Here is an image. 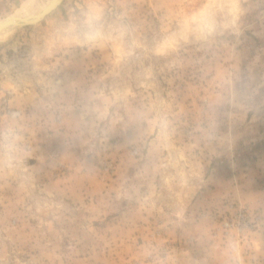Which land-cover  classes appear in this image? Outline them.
Listing matches in <instances>:
<instances>
[{
  "label": "rangeland",
  "instance_id": "374dc122",
  "mask_svg": "<svg viewBox=\"0 0 264 264\" xmlns=\"http://www.w3.org/2000/svg\"><path fill=\"white\" fill-rule=\"evenodd\" d=\"M0 264H264V0L0 30Z\"/></svg>",
  "mask_w": 264,
  "mask_h": 264
},
{
  "label": "water",
  "instance_id": "95a60500",
  "mask_svg": "<svg viewBox=\"0 0 264 264\" xmlns=\"http://www.w3.org/2000/svg\"><path fill=\"white\" fill-rule=\"evenodd\" d=\"M62 0H51L39 12L25 17L4 18L0 23V30L13 27L27 26L39 23L47 14L53 11Z\"/></svg>",
  "mask_w": 264,
  "mask_h": 264
},
{
  "label": "bare ground",
  "instance_id": "6f19581e",
  "mask_svg": "<svg viewBox=\"0 0 264 264\" xmlns=\"http://www.w3.org/2000/svg\"><path fill=\"white\" fill-rule=\"evenodd\" d=\"M50 2H51V0H50ZM14 17H16V16H10V17H8V18H14ZM3 20H0V23L2 22Z\"/></svg>",
  "mask_w": 264,
  "mask_h": 264
}]
</instances>
